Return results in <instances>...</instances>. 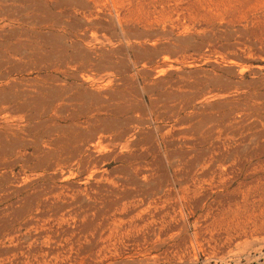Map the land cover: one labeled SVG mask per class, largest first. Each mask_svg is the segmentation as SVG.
Masks as SVG:
<instances>
[{
    "label": "rangeland",
    "instance_id": "rangeland-1",
    "mask_svg": "<svg viewBox=\"0 0 264 264\" xmlns=\"http://www.w3.org/2000/svg\"><path fill=\"white\" fill-rule=\"evenodd\" d=\"M185 260L264 264V0H0V264Z\"/></svg>",
    "mask_w": 264,
    "mask_h": 264
},
{
    "label": "bare ground",
    "instance_id": "bare-ground-1",
    "mask_svg": "<svg viewBox=\"0 0 264 264\" xmlns=\"http://www.w3.org/2000/svg\"><path fill=\"white\" fill-rule=\"evenodd\" d=\"M179 209H180V207H179ZM192 235H193V234H192ZM194 235L198 237V235H200V233H194ZM188 237H189V236H188ZM188 237H186V238H188ZM190 237H191V236H190ZM193 237H194V236H193ZM197 237H196V238H197ZM194 238H195V237H194ZM196 238H195V240H196ZM199 238H201V237H199ZM189 239H190V238H189ZM190 240H191V239H190ZM190 240H189V241H190ZM192 240H194V239L192 238ZM192 240H191L190 242H193ZM195 240H194V241H195ZM199 241H200V240H199ZM186 242H187V241H186ZM196 243H197V241H196ZM187 244H188V243H187ZM189 244H190V243H189ZM189 244H188V246H189ZM186 246H187V245H186ZM191 246H193V244H191ZM189 247H190V246H189ZM193 248H194V247H193ZM190 249H192V248H190ZM190 249H189V250H190ZM187 250H188V247H187V249L185 248V251H186V252H187ZM192 251H193V250H192ZM182 252H183V249H182ZM188 252H189V251H188ZM195 252H196V251H195ZM176 253H177V252H176ZM192 253H193V252H192ZM190 254H191V253H190ZM194 254H197V252L194 253ZM194 254H193V258H194ZM178 255H179V254H178ZM180 255H181V252H180ZM191 255H192V254H191ZM191 255H190V256H191ZM175 256H176V255H175ZM183 256H184V255H183ZM183 256H181V257H183ZM185 256H186V255H185ZM185 256H184V257H185ZM188 258H189V257H188ZM195 258H198V257H196V255H195ZM190 259H192V258H190ZM173 260H175V258H174ZM173 260H172V261H173ZM183 260H184V259H183ZM176 261H178V262H180V263L182 262V261H179V260H176ZM185 261H186V260H185ZM185 261H184V262H185ZM173 262H174V261H173ZM185 263L187 264V261H186ZM177 264H178V263H177ZM191 264H192V262H191Z\"/></svg>",
    "mask_w": 264,
    "mask_h": 264
}]
</instances>
